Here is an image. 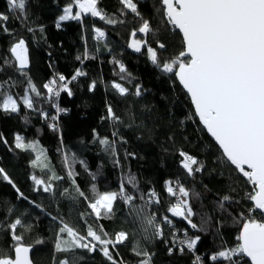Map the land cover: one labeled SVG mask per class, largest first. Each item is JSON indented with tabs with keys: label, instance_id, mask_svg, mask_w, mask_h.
Returning a JSON list of instances; mask_svg holds the SVG:
<instances>
[{
	"label": "trees",
	"instance_id": "trees-1",
	"mask_svg": "<svg viewBox=\"0 0 264 264\" xmlns=\"http://www.w3.org/2000/svg\"><path fill=\"white\" fill-rule=\"evenodd\" d=\"M134 2L137 3L139 16L127 10L124 15H120L122 6L119 0H99L100 8L113 18L124 21L123 23L106 24L98 17L87 15L83 17L86 28L80 22L71 20L62 21L61 26L57 28L56 21L63 14V8L69 0H27L26 17L17 18L10 14L8 27L12 29L13 36L0 32V57L8 54V46L13 38L23 37L27 41L29 75L41 92L45 91L43 84L52 79L54 74H62L70 79L77 69L86 73L69 85L73 93L71 97L67 93H61L56 101L61 108L67 110L61 113L56 121L58 124L56 131L49 127L51 120L46 122L37 112L25 110L22 105L18 113L6 114L0 111V134L7 140V144L0 141V168L5 170L20 192L28 198L18 199L12 185L0 179V222L6 224L17 217H22L24 223L31 225L30 231L18 227L16 232L22 234V242L25 245L33 246L31 253L33 264H54V258L56 264H59V261L66 257L69 260H76L77 264H109L99 251L88 253L86 250L77 249L69 253H55L53 247L55 227L47 213L52 215L59 213L72 226L80 228L82 234L87 225H91L94 230H99L102 226L113 237L117 232H127L129 238L124 244L117 245L116 250L110 247L114 258L119 262L122 257L126 264H136L138 258L132 254L131 247L134 241L140 239L138 233L142 229L140 221L128 214L122 202L115 203V213L111 219L103 218L97 221L94 217H87L90 209L83 198L68 199L58 195L67 187L75 196V190L67 179L57 182L56 196L42 190L33 191L34 183L30 177L36 175L46 179L50 173L30 166L35 153L21 152L14 148L10 151L15 134L22 135L29 141H38L46 152L50 168L60 176H65L62 146L63 151L70 150L79 160L84 161L87 171L84 166L77 163L75 171L78 175L75 179L89 199L92 198L90 189L93 184L99 191H116L122 174L129 172L134 174L141 190L146 192L155 188L164 197L163 204L145 209L147 213L156 212L158 217L167 214L166 204L170 198L163 192L164 181L175 179L180 172L179 162L182 158L178 153L183 150L205 165L202 173L197 174L194 179L183 181L202 197V200L192 202L198 213L193 218L194 222L200 223L201 214L211 215L212 219L205 225L207 229L205 232L188 229L190 236H201L194 253L187 250L178 253L173 248L172 254H169L168 249L173 243L167 226H164L163 240L143 241L144 247L154 253L152 264H191L190 260L197 255L204 264H227L222 260L211 261L209 257L219 250L222 244L232 247L237 243L236 236L241 225L235 222L233 217L238 218L240 212L250 206L249 201L241 199L246 191H250V186L240 188L238 193H230L235 199H241L239 205L233 203L230 206L232 216L227 213L222 216L215 210L214 202L229 191V169L221 167L217 162L219 150L196 120L190 100L178 83H173L175 78L162 75L148 60L146 45H141L144 54L137 53L127 46L136 39L156 47L151 34L138 31L142 20H148L153 31L159 30L158 35L169 45L166 52L159 53L161 59L179 51V40L170 29L164 30L162 15L158 11L161 7L158 0ZM0 12H7V0H0ZM93 25L105 32L103 40L94 39ZM28 28L33 31H27ZM134 31L135 36L132 35ZM174 44L177 47H173ZM85 47L88 48L90 56L95 57L94 59H83ZM78 56L83 62L77 59ZM114 58L125 66L127 73L130 74V82L119 79V66L111 62ZM2 63L0 60V64ZM9 76H14L17 80L23 79L12 68L5 67L0 72V81ZM92 81H96V87L89 91ZM112 81L124 84L133 93L135 85L139 84L143 89V95L121 97L109 87ZM25 86V83H20L11 88L14 99L19 101ZM108 105H111L115 113L121 117L123 124L116 125V128L120 136L127 141L118 144L117 158L120 160V166L113 163V158L104 153L93 138L95 129L100 137L113 139L112 121L101 119L107 116ZM36 107L55 114V110L43 98L37 99ZM126 153L135 155L126 156ZM240 183L243 184L242 179ZM129 190L131 191L130 187ZM29 201L40 204L45 211L34 207ZM136 204L139 207L142 201L137 199ZM10 207L12 212L7 214L6 210ZM80 213H85L86 224L79 219ZM170 218L174 220L178 229L176 235L183 238V232L179 229L185 228L186 224L177 218ZM221 220L222 226L217 223ZM38 239L44 242L36 244ZM12 244L14 241L11 240L9 233L0 232V247L8 248ZM116 251L119 252V256L116 255Z\"/></svg>",
	"mask_w": 264,
	"mask_h": 264
},
{
	"label": "snow or ice",
	"instance_id": "snow-or-ice-1",
	"mask_svg": "<svg viewBox=\"0 0 264 264\" xmlns=\"http://www.w3.org/2000/svg\"><path fill=\"white\" fill-rule=\"evenodd\" d=\"M159 3L161 7L158 11L162 15L164 30L170 29L178 38L179 51L161 59L159 53L166 52L169 45L158 35L159 30H152L148 20H142L138 31L151 34L155 39L156 47L136 39L127 46L137 53L144 54L141 45H146V55L153 67L162 75L174 77L173 83L178 81L182 91L190 98L199 123L218 145L220 155L217 157V162L221 167L229 169V191L214 202L215 210L222 216L224 213L232 216L229 208L233 203L239 205L241 199L250 202V206L241 211L238 218L233 217L234 221L241 225L236 236L237 243L232 247L222 244L209 259L223 260L227 264H242V262L247 264L248 261L250 264H264V0H159ZM119 4L122 6L120 15H124L125 10L136 16L140 15L134 0H119ZM26 5L27 0H7V12H0V32L13 36L12 29L8 27L10 14L17 18L26 17ZM98 5L99 0H69L63 8V14L56 21V27L59 28L62 21L71 20L80 22L86 28L83 17L87 15L98 17L106 24L124 22L108 15ZM27 31L32 32L33 29L28 28ZM92 31L95 40L101 41L105 38V32L95 25ZM132 35L135 36L136 32L134 31ZM173 47L177 45L174 44ZM7 53L0 57L3 61L0 64V72L5 67L12 68L23 79L17 80L14 76H9L0 81V111L6 114L18 113L22 105L25 110L37 112L46 122L51 120L49 127L54 131L58 130L56 121L60 114L67 110L61 108L56 101L61 93H67L71 97L73 93L69 85L86 73L77 69L70 79L62 74H54L52 79L43 84L45 91L41 92L29 75L30 59L27 41L23 37L13 38ZM89 58L95 57L90 56L88 48L85 47L83 59ZM77 59L83 62L80 56ZM111 62L119 66V79L130 82V74L127 73L125 66L115 58ZM20 83H25L26 86L18 101L13 98L11 88ZM95 87L96 81H92L88 90L93 91ZM109 87L121 97L143 95V89L139 84L135 85L134 93L117 81H112ZM38 98H43L55 110V114L37 108ZM101 119L112 121L113 139L100 137L94 129V141L99 143L104 153L113 158L116 166H120V160L117 158L118 144L127 141L120 136L116 125L123 124V121L111 105L107 106V116ZM24 120L25 123L28 122L26 117ZM0 141L7 144L2 134ZM13 148L21 152L35 153L30 166L50 173L46 179L36 175L30 177L34 183L33 191L42 190L44 193L56 196L57 182L67 179L75 190V196L67 187L58 195L68 199L83 198L87 208L90 209L87 217H94L97 221L103 218L111 219L115 213V203L122 202L128 214L140 221L142 229L138 233L140 239L134 241L131 247L132 254L138 258L136 264H152L154 253L149 252L142 242L163 240L164 226L170 229L172 243L179 245L181 253L185 249L194 253L201 236H190L188 229L205 232L207 231L205 225L211 222L212 217L207 214H201L199 224L194 222L193 218L198 213L192 202L202 200V197L183 181L194 179L197 174L202 173L205 165L183 150L178 153L182 158L179 162L180 172L175 179L164 181L163 192L170 198L166 204L167 214L158 217L156 212L147 213L145 209L163 204L164 197L155 188L146 192L141 190L137 177L130 172L122 174L116 191H99L93 184L90 189L92 198L89 199L75 179L78 175L75 165L81 164L86 171L87 165L70 150L63 151L62 146L65 176H60L50 168L46 152L38 141H29L24 136L15 134L10 151ZM134 155V153H126V156L134 157ZM0 179L12 185L18 199H28L3 168H0ZM241 179L243 184L240 183ZM247 186H250V191H246L241 199H235L230 194L238 193L240 188ZM137 199L142 201L139 207L136 204ZM29 203L45 211L35 201ZM6 211L10 214L12 208ZM47 215L55 227L53 242L55 253H69L77 249L86 250L88 253L99 251L109 264H126L122 257L119 262L114 258L110 247L116 250L117 245L124 244L129 238L127 232H117L113 237L102 226L99 230H94L91 225H87L82 234L80 228L72 226L59 213L57 215L47 213ZM87 217L85 213L79 215V219L85 224ZM170 217L186 224L185 228L179 229L183 232V238L176 235L178 229ZM217 223L222 226V220ZM18 227L24 231L31 230V225L24 223L22 217H17L6 224L0 222V232L7 231L14 241V244L8 248L0 247V264H33L30 259L33 246L22 242V234L16 232ZM217 232L219 233V229ZM43 242L38 239L35 243ZM168 251L172 254L173 248L169 247ZM116 255L119 256L118 251ZM54 264H56L55 258ZM59 264H77V261L66 257L60 260ZM193 264H204V261L197 255Z\"/></svg>",
	"mask_w": 264,
	"mask_h": 264
},
{
	"label": "water",
	"instance_id": "water-1",
	"mask_svg": "<svg viewBox=\"0 0 264 264\" xmlns=\"http://www.w3.org/2000/svg\"><path fill=\"white\" fill-rule=\"evenodd\" d=\"M159 1V0H158ZM177 32H178V30H176ZM177 83H178V81H177ZM178 85H179V83H178ZM180 87V86H179ZM181 88V87H180ZM184 92V91H183ZM186 95V94H185ZM187 96V95H186ZM187 98H188V100H190V98L187 96ZM190 103H191V100H190ZM191 107H192V110L194 111V114H195V109H194V107L192 106V104H191ZM195 118H196V120L197 121H199V118L197 117V116H195ZM201 125V124H200ZM201 128L203 129V126L201 125ZM203 131H205L206 132V130H204L203 129ZM206 134H207V136H208V138L211 140V141H213L214 142V144H215V141L210 137V135L206 132ZM215 146L217 147V149H218V145H216L215 144ZM234 167V166H233ZM31 253H32V248H31V251H30V259L32 258L31 257ZM245 260H247V258H245ZM249 262V264H250V261H248Z\"/></svg>",
	"mask_w": 264,
	"mask_h": 264
},
{
	"label": "built area",
	"instance_id": "built-area-1",
	"mask_svg": "<svg viewBox=\"0 0 264 264\" xmlns=\"http://www.w3.org/2000/svg\"><path fill=\"white\" fill-rule=\"evenodd\" d=\"M173 246H174V245H173ZM177 247H178V250L174 247L175 250H176L178 253H181V252L179 251V245H177ZM185 250H186V249H185ZM195 258H196V257L193 256V258L190 260L192 264H193ZM222 261H223V260H222Z\"/></svg>",
	"mask_w": 264,
	"mask_h": 264
},
{
	"label": "rangeland",
	"instance_id": "rangeland-1",
	"mask_svg": "<svg viewBox=\"0 0 264 264\" xmlns=\"http://www.w3.org/2000/svg\"><path fill=\"white\" fill-rule=\"evenodd\" d=\"M173 245H174V244H173ZM174 247H175V248L178 250V247H177V245H174V246H172V248H174ZM191 264H192V263H191Z\"/></svg>",
	"mask_w": 264,
	"mask_h": 264
}]
</instances>
